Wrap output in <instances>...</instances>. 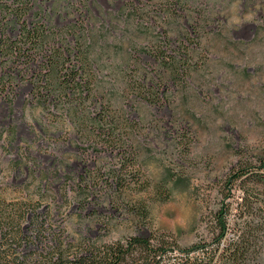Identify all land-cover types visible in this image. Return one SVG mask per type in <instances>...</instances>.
Listing matches in <instances>:
<instances>
[{"label":"rangeland","instance_id":"obj_1","mask_svg":"<svg viewBox=\"0 0 264 264\" xmlns=\"http://www.w3.org/2000/svg\"><path fill=\"white\" fill-rule=\"evenodd\" d=\"M23 7L49 13L53 30L89 32L97 88L109 100L101 106L125 109L131 121L127 150L81 140L62 109L43 108L36 67L15 75L24 59L13 61L2 45L21 39L20 26L1 27ZM87 106L98 114L99 103ZM260 158L264 0H0V198L33 206L48 244L52 233L97 244L139 233L189 246L211 235L221 200L242 201L238 182L227 183L235 168ZM119 172L131 175L123 191L106 183ZM246 189L264 203V188ZM257 246L251 264H264L263 238Z\"/></svg>","mask_w":264,"mask_h":264},{"label":"trees","instance_id":"obj_2","mask_svg":"<svg viewBox=\"0 0 264 264\" xmlns=\"http://www.w3.org/2000/svg\"><path fill=\"white\" fill-rule=\"evenodd\" d=\"M30 1L35 3V0ZM30 11V7H23L7 12L8 18L2 22V30L15 24L20 26L18 38L21 39L7 38L2 45L4 54L14 55L13 61L24 59L25 67L18 69L16 66L15 75L24 77L29 67H36L31 76L43 108L62 109L79 139L91 140L102 148L127 150L124 144L132 128L131 121L123 117L127 113L125 109L123 112L107 107L105 111L101 106L109 100L97 88V74L101 70L89 32L80 29L77 33L76 27L53 30L49 13L35 15ZM87 103H99L98 114L89 113L92 110H87ZM90 121L97 126L88 124ZM118 153L122 158L121 152ZM133 154L132 150L126 158L132 167ZM129 176L119 172L111 176V183L107 180L106 183L110 189L123 191ZM237 182L243 189L242 201H236L233 207L231 202L221 200L213 210L211 235L189 246L139 233L99 244L85 238L73 243L67 236L61 238L62 234L52 233L50 245L42 232L43 221L33 206L7 203L0 198V264H251L259 255L257 242L264 239V209L261 210L264 203L249 193L246 185L264 188V158H260L258 164L237 166L227 183L230 187ZM132 209L141 214V219L147 216L144 207ZM234 209L236 212H232ZM232 214L231 224L229 216ZM245 215L246 219L241 220ZM138 222L134 224L143 223ZM230 228L234 234L227 238ZM39 244H43L40 249Z\"/></svg>","mask_w":264,"mask_h":264}]
</instances>
